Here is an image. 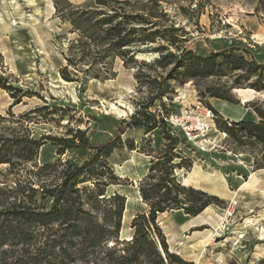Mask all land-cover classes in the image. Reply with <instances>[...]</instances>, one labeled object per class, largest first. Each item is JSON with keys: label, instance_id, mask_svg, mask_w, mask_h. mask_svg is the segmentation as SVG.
<instances>
[{"label": "trees", "instance_id": "1", "mask_svg": "<svg viewBox=\"0 0 264 264\" xmlns=\"http://www.w3.org/2000/svg\"><path fill=\"white\" fill-rule=\"evenodd\" d=\"M52 1L54 17L68 24V33L73 34L61 50L65 63L58 69L60 78L80 85L88 79L113 78V63L119 58L125 68L134 69L136 90L143 95L131 115L101 143L91 141L86 129L80 128H70L60 137L35 138L28 127L31 115L59 109L43 105L13 113V106L36 94L19 86L0 67V89L11 98L6 114L0 113V165H7L8 173L25 168L26 174L0 185V192L19 199L0 209V215L39 227L33 243L24 231L14 233L12 240L32 245L36 262L41 264H193L169 248L158 215L180 210L195 217L219 199L183 185L176 177L177 169L192 167V160L179 148V137L166 127L176 87L191 82L199 100L208 95L239 104L233 89L264 91V61H258L245 45L189 47V31L176 25L166 8L169 0ZM141 53L153 57L138 58ZM204 102L214 115L216 128L225 132L235 147L264 150V100L244 103L257 120H231ZM133 128H142L145 134L158 129L161 148H155L150 139L140 148L131 138L123 141L121 134ZM46 141L56 146L57 154L66 150H88L90 154L80 163L57 159L38 165V150ZM121 148L136 149L150 158L137 185L147 210L133 215L131 237L122 240L119 232L126 197L108 192L110 186L121 184L108 162L114 150ZM263 167L255 161L256 169Z\"/></svg>", "mask_w": 264, "mask_h": 264}, {"label": "rangeland", "instance_id": "2", "mask_svg": "<svg viewBox=\"0 0 264 264\" xmlns=\"http://www.w3.org/2000/svg\"><path fill=\"white\" fill-rule=\"evenodd\" d=\"M68 1L76 4L85 0ZM51 6L52 0H0V67L19 86L36 94L24 97L11 111L19 114L43 105L49 110L56 107L59 110L55 113L31 115L28 127L35 138L60 137L70 128H80L86 129L91 141L101 143L131 115L135 102L143 95L136 90L134 69L125 68L116 58L113 78L88 79L82 85L61 81L58 69L65 63L61 50L73 34L68 33V24H61L54 17ZM166 8L176 25L189 31V47L205 49L209 45L220 49L245 45L252 49L258 61H264V0H169ZM60 34L65 38L57 36ZM38 35H43V42ZM137 57L149 60L153 55L141 53ZM234 95L236 98L237 94ZM250 98L264 100V91L251 93ZM204 101L216 103V109L223 115L230 113L228 103L222 104L224 100L215 102L208 95L205 100H199L193 84L187 82L176 87L166 127L179 137V148L192 160L190 170L175 171L177 179L181 181L184 177L188 180L186 186L216 195L219 201L187 222H183L188 217L182 211H169L158 218L160 226L169 236V240L166 237L169 248L193 264H264V167L255 168V161L264 165V150L235 147L226 133L216 128L214 115ZM239 101L234 104L238 109L235 114L241 115L240 119L257 120L253 110L241 103L240 96ZM10 103L11 98L0 89L1 114H6ZM126 138L133 139L137 148L144 147L148 139L157 149L163 143L158 129L147 134L142 128L128 129L121 134L123 141ZM56 149L46 141L38 150L37 164L57 159L80 163L90 154L88 150L57 154ZM149 159L136 149L127 148L114 150L108 158L114 173L121 178V184L110 186L108 192L117 191L129 199L128 219L122 222L120 240L131 236L133 215L147 210L138 200L137 185ZM7 169V165H0V185L26 176L25 168L11 173ZM251 175L252 184L239 188ZM45 177L50 180L52 175ZM231 193L233 197H229ZM14 200L19 201L0 192V209L9 207ZM175 223L190 227L177 229ZM38 228L0 215V264H41L36 262L32 245L28 247L12 240L14 233L24 231L33 243ZM200 239L204 240L203 246L196 244Z\"/></svg>", "mask_w": 264, "mask_h": 264}, {"label": "bare ground", "instance_id": "3", "mask_svg": "<svg viewBox=\"0 0 264 264\" xmlns=\"http://www.w3.org/2000/svg\"><path fill=\"white\" fill-rule=\"evenodd\" d=\"M24 1H26V2H28V1H30V0H24ZM52 8H53V6H51ZM43 36V35H42ZM41 35H38V38L43 42V37H42ZM60 80L61 81H63L64 83H68V82H66V81H64V80H62L61 78H60ZM237 91H238V93H239V95L242 97V98H246V99H249V100H251L252 98H250V96H251V93H255V91L253 90V89H250V88H238L237 89ZM211 125H213V123L211 124ZM214 129L216 130V128L214 127ZM120 170V169H119ZM147 172V171H146ZM144 176V175H143ZM142 176V177H143ZM181 181H182V184H184V185H186V183H187V179H185L184 177L181 179ZM254 181V176L253 175H251V177H250V179L248 180V181H243L242 183H240L239 184V188H242V187H244V186H247V185H250V184H252V182ZM233 193H231L230 194V196L229 197H233ZM138 200H140V196L138 195ZM128 202H129V199H126V201H125V207H124V211H123V216H122V222H124L125 220H127L128 219V210H127V206H128ZM209 207H206V209L205 210H207ZM204 210V211H205ZM204 211H202L201 213H203ZM165 213L166 212H163V213H161V214H159L158 215V218L161 216V215H165ZM201 213H199L197 216H199ZM157 218V219H158ZM158 223L160 224V221L158 220ZM123 224V223H122ZM121 231V230H120ZM131 236H127V237H125L126 239H129ZM172 240H173V238H172ZM171 240V241H172ZM203 243H204V240H202V239H200V240H198L197 242H196V244H197V246H203ZM182 245V244H181Z\"/></svg>", "mask_w": 264, "mask_h": 264}, {"label": "crops", "instance_id": "4", "mask_svg": "<svg viewBox=\"0 0 264 264\" xmlns=\"http://www.w3.org/2000/svg\"><path fill=\"white\" fill-rule=\"evenodd\" d=\"M212 99H214L215 100V102H218V101H221L220 99H216V98H212ZM211 103V102H210ZM228 103V106H229V114H225V115H223V113H221L224 117H226V118H229V119H231V120H238V119H240L241 118V115H237V114H235V112H238L237 110V108H236V106L234 105V104H232V103H230V102H227V101H224V103H222V104H224V106H227L226 104ZM214 107L216 106L214 103H211ZM216 108V107H215ZM218 110V109H217ZM219 111V110H218ZM220 112V111H219ZM145 173V172H144ZM139 195V194H138ZM141 200V199H140ZM173 212H180V210H173ZM166 213H168V212H166ZM185 215V214H184ZM185 216H187V215H185ZM188 218L187 219H183V222L185 221V222H187L189 219H191L192 217H190V216H187ZM171 223V222H170ZM175 228H177V229H180V228H182L181 230H184L185 228H189L190 226H188V227H183V226H187L185 223L184 224H182L181 225V227H180V225L179 224H176L175 223ZM174 227V226H173ZM161 228H163V227H161ZM164 231V230H163ZM166 234V233H165ZM166 237H167V239L169 240V236H168V234H166ZM192 260V259H191Z\"/></svg>", "mask_w": 264, "mask_h": 264}, {"label": "water", "instance_id": "5", "mask_svg": "<svg viewBox=\"0 0 264 264\" xmlns=\"http://www.w3.org/2000/svg\"><path fill=\"white\" fill-rule=\"evenodd\" d=\"M237 89H238V88L233 89V93L237 94V98L239 99V96H240V95H239ZM254 91H255V90H254ZM255 92H256V91H255ZM240 98H242V97L240 96ZM251 100H252V99H251ZM247 101H249V99L242 98L241 103H245V102H247Z\"/></svg>", "mask_w": 264, "mask_h": 264}]
</instances>
